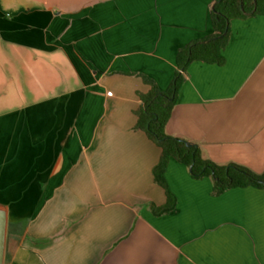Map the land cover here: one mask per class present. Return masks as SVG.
<instances>
[{"label":"crops","instance_id":"0c3cea01","mask_svg":"<svg viewBox=\"0 0 264 264\" xmlns=\"http://www.w3.org/2000/svg\"><path fill=\"white\" fill-rule=\"evenodd\" d=\"M218 0H0L4 264H264V188L214 195L137 128ZM224 63H189L168 136L264 173V15L228 23ZM166 207H171L165 212Z\"/></svg>","mask_w":264,"mask_h":264},{"label":"trees","instance_id":"16d2710c","mask_svg":"<svg viewBox=\"0 0 264 264\" xmlns=\"http://www.w3.org/2000/svg\"><path fill=\"white\" fill-rule=\"evenodd\" d=\"M250 13L264 15V0H256V3L254 0H218L212 13L216 35L206 41L195 42L180 51L177 58L178 72L167 91L161 92L153 86L149 93L140 95L142 104L137 112V128L145 131L162 148V157L154 169V175L156 181L166 190L169 200H173V197L164 175L170 158L190 167L194 178H213L214 195L217 196L235 187L264 188V173L255 174L239 165H218L204 159L196 146L189 148L183 140L170 137L165 132L189 63L202 60L223 64L222 50L229 37V21L233 18H245ZM170 208L166 207L164 211L167 212Z\"/></svg>","mask_w":264,"mask_h":264},{"label":"water","instance_id":"95a60500","mask_svg":"<svg viewBox=\"0 0 264 264\" xmlns=\"http://www.w3.org/2000/svg\"><path fill=\"white\" fill-rule=\"evenodd\" d=\"M256 3V0H254ZM189 148L195 147L191 142L184 141ZM191 171V168H190ZM8 228V208L0 204V264L5 262L6 240Z\"/></svg>","mask_w":264,"mask_h":264}]
</instances>
